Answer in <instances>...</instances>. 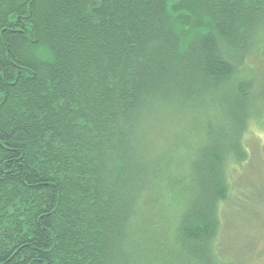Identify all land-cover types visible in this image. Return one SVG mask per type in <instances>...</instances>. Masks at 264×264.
I'll list each match as a JSON object with an SVG mask.
<instances>
[{"label":"trees","instance_id":"16d2710c","mask_svg":"<svg viewBox=\"0 0 264 264\" xmlns=\"http://www.w3.org/2000/svg\"><path fill=\"white\" fill-rule=\"evenodd\" d=\"M259 48L264 0H0V264H203Z\"/></svg>","mask_w":264,"mask_h":264},{"label":"rangeland","instance_id":"374dc122","mask_svg":"<svg viewBox=\"0 0 264 264\" xmlns=\"http://www.w3.org/2000/svg\"><path fill=\"white\" fill-rule=\"evenodd\" d=\"M254 56L256 58L248 60L249 63L263 68L264 48L257 49ZM164 122L165 125H154L151 133L155 138L164 129L160 148L169 149L171 136L185 120L167 119ZM226 126L227 123L224 129ZM152 138L150 142L154 143ZM245 145L249 149V157L234 176V185L241 198L237 201L232 199L227 204L218 246L203 255V264H264V128L253 123L246 135Z\"/></svg>","mask_w":264,"mask_h":264}]
</instances>
